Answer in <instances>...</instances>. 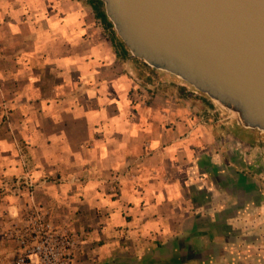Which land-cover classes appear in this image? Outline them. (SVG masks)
Wrapping results in <instances>:
<instances>
[{
    "label": "crops",
    "instance_id": "crops-1",
    "mask_svg": "<svg viewBox=\"0 0 264 264\" xmlns=\"http://www.w3.org/2000/svg\"><path fill=\"white\" fill-rule=\"evenodd\" d=\"M146 73L84 0H0V188L25 171L58 180L34 201L76 235L71 264H264L252 143ZM4 201L14 219L31 199Z\"/></svg>",
    "mask_w": 264,
    "mask_h": 264
},
{
    "label": "water",
    "instance_id": "water-1",
    "mask_svg": "<svg viewBox=\"0 0 264 264\" xmlns=\"http://www.w3.org/2000/svg\"><path fill=\"white\" fill-rule=\"evenodd\" d=\"M133 58L264 133V0H102Z\"/></svg>",
    "mask_w": 264,
    "mask_h": 264
},
{
    "label": "built area",
    "instance_id": "built-area-1",
    "mask_svg": "<svg viewBox=\"0 0 264 264\" xmlns=\"http://www.w3.org/2000/svg\"><path fill=\"white\" fill-rule=\"evenodd\" d=\"M200 119L206 122L204 116ZM257 154L264 164V151ZM57 181L48 176L35 179L30 171H25L3 182L2 192L16 198L28 195L31 199L24 216L9 230L8 237L16 242L17 252L7 264H71L77 244L76 235L55 226L34 201L39 188Z\"/></svg>",
    "mask_w": 264,
    "mask_h": 264
},
{
    "label": "rangeland",
    "instance_id": "rangeland-1",
    "mask_svg": "<svg viewBox=\"0 0 264 264\" xmlns=\"http://www.w3.org/2000/svg\"><path fill=\"white\" fill-rule=\"evenodd\" d=\"M134 65L136 66L138 77H146L147 71L154 72L156 75L155 81H158L157 74H159L162 78L175 80V82L180 83L191 90L198 91L194 87L188 85L182 79L178 78L177 76H174L170 73L161 70H156L151 66L148 67L142 61L134 60ZM198 96L203 103L204 109H206V111L200 114L201 116L205 117V121H212L214 123H219L222 125L228 124L227 126L236 127L235 132L241 136H244L246 141L252 143L251 157L255 158V160L262 162V157H260L257 153L260 151L261 153H263L264 151V133L255 130L244 129V128H243L244 131L239 130V128L237 127L239 126V121L236 114L225 109L218 102H214V100H212L209 96H207L206 94L200 91H198ZM8 195H9L8 193L2 192L0 188V264H7L9 261L13 260L14 257L16 256V252H17L16 242H14V240L8 237V233L11 227L21 218L17 216L19 217V219H16L17 217H14V219H8L9 218L8 212L5 209V205H4L5 204L4 200H6V197Z\"/></svg>",
    "mask_w": 264,
    "mask_h": 264
},
{
    "label": "trees",
    "instance_id": "trees-1",
    "mask_svg": "<svg viewBox=\"0 0 264 264\" xmlns=\"http://www.w3.org/2000/svg\"><path fill=\"white\" fill-rule=\"evenodd\" d=\"M84 1L86 2L87 5H89L92 8L96 19H98L104 25V28L107 31L108 37L110 41L112 42L118 57L122 60H128L130 58L136 61L139 60L137 58L132 57L128 47L118 36L113 23L110 21V19L108 18L106 14L104 2L102 0H84ZM146 65L150 67L148 64ZM237 127L239 128V130L244 131L243 128H240L239 126Z\"/></svg>",
    "mask_w": 264,
    "mask_h": 264
},
{
    "label": "bare ground",
    "instance_id": "bare-ground-1",
    "mask_svg": "<svg viewBox=\"0 0 264 264\" xmlns=\"http://www.w3.org/2000/svg\"><path fill=\"white\" fill-rule=\"evenodd\" d=\"M214 102H218V101H214Z\"/></svg>",
    "mask_w": 264,
    "mask_h": 264
}]
</instances>
